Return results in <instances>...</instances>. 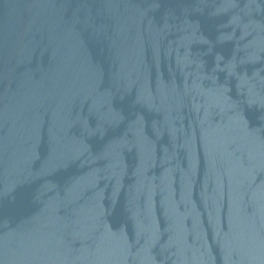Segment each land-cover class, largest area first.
Instances as JSON below:
<instances>
[{"label":"water","instance_id":"water-1","mask_svg":"<svg viewBox=\"0 0 264 264\" xmlns=\"http://www.w3.org/2000/svg\"><path fill=\"white\" fill-rule=\"evenodd\" d=\"M0 264H264V0H0Z\"/></svg>","mask_w":264,"mask_h":264}]
</instances>
